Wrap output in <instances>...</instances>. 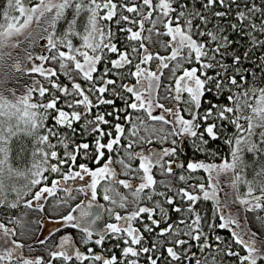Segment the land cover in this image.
<instances>
[{
    "label": "snow or ice",
    "instance_id": "obj_1",
    "mask_svg": "<svg viewBox=\"0 0 264 264\" xmlns=\"http://www.w3.org/2000/svg\"><path fill=\"white\" fill-rule=\"evenodd\" d=\"M41 22L43 34L29 31ZM25 41L40 51L24 50L22 64ZM5 49L17 50L11 64ZM10 70L20 75L0 79V207L44 213L52 198L49 239L72 228L84 244L123 246L119 257L83 252L69 233L46 257L25 255L0 220V264H264V236L248 222L264 229V0H4L0 76ZM24 77L22 94L3 88ZM14 139L24 170L10 163ZM188 141L204 159L181 160ZM22 175L23 189L6 186ZM105 213L115 222L98 229Z\"/></svg>",
    "mask_w": 264,
    "mask_h": 264
},
{
    "label": "rangeland",
    "instance_id": "obj_2",
    "mask_svg": "<svg viewBox=\"0 0 264 264\" xmlns=\"http://www.w3.org/2000/svg\"><path fill=\"white\" fill-rule=\"evenodd\" d=\"M43 26H44L43 22H41V25L39 27H37V25L33 24L32 28L29 29V31H31L32 29H35V31L37 33L43 34L40 31V29ZM24 35L26 36L27 32H25ZM18 39L23 40L24 37H19ZM153 39L154 40L159 39L161 41H166L167 37L157 38V37L153 36ZM24 50L34 51L37 53L40 51L39 46H37L33 49V48H29L27 41L22 43L20 45V52H21L20 61L22 64L24 63V59H23V51ZM155 50L159 51L162 55L166 54V52L163 48L157 47ZM5 51L6 52L11 51L12 57L9 58L8 56H5L3 59V63L4 64H11L17 56V50L5 49ZM168 74L169 73L167 71H165V76H167ZM19 75L20 74L16 73L14 70H10L9 76L7 78H5L4 76H0V79L15 80V78ZM30 82L31 81L29 78L24 77L23 79L19 80L18 83L14 82V83L4 84L3 88L4 89L16 88L17 95H20L24 91L22 85L29 84ZM4 94L6 96H8L9 99L12 98L11 95L7 91H5ZM154 147L158 148L160 146L154 145ZM10 163H11L12 167L15 168L13 166V163L11 160H10ZM20 170H24V168H21ZM27 182H28V179L23 175L22 176H14L12 178V180H10V181L5 179L6 186L7 185H14L15 187L20 188V189H23L24 185H26ZM6 193H7V199L9 201H12L15 199V194L11 193V191L8 187H6ZM28 198H31V197H27L26 199H28ZM81 199H83V198L81 195H79L77 197V200L72 203V206L74 207L75 204L79 203V201ZM97 200H98V203H100V204H107V202L103 201L102 195H98ZM52 203H53V199L50 198L48 201V205L45 207L44 213H40L38 211H33V210H29V209H24L22 206L19 209H9L8 207H0V220H3V222H5L8 227L15 229L17 235L14 238L17 239L19 242L25 244V248H24L25 255H30V256L44 255L46 257V255H47L46 248L48 246L55 245L56 243H58L60 236L65 235V234H69V233L73 235L76 246L79 247L81 251L86 252L88 248H92V246L90 247V245L85 246V244L83 243V239H82V233H80L78 230H75L72 228H62L61 231L52 235L50 239L48 238L49 230H51L53 227H59L58 224L57 225L53 224V221L58 220L59 217L53 216L52 212L49 211V207ZM117 210L120 211L119 209H117ZM53 211H56V212H59L62 214H67V212L70 211V209L61 207L58 209H54ZM78 214H79L78 212L74 213V215H78ZM12 217H19L22 220L23 227H20L19 225L14 224V223H8L9 219ZM44 217H47V219H44ZM104 220H105V224L110 223V222H115L114 219L110 218L106 213L104 214ZM248 222H249L250 227L254 231H257L258 234H260L261 236H264V229H261L258 226V223L255 220L254 214H252V213L248 214ZM21 233H23V234H21ZM40 239H46L47 244L46 245H40L38 243V240H40ZM2 244H3V239H0V245H2ZM5 246H7V245H5ZM30 247H31V251L29 250Z\"/></svg>",
    "mask_w": 264,
    "mask_h": 264
},
{
    "label": "trees",
    "instance_id": "obj_3",
    "mask_svg": "<svg viewBox=\"0 0 264 264\" xmlns=\"http://www.w3.org/2000/svg\"><path fill=\"white\" fill-rule=\"evenodd\" d=\"M3 4H4V0H0V6H2ZM146 27H148V25H146ZM76 42L78 43L79 41H76ZM243 50H244L243 48L240 49L241 52ZM253 59H255V56L253 57ZM244 66L246 68H249V69H251L253 67V65L251 63H249L248 61H245ZM259 71L260 70L257 69L258 73H259ZM61 79L63 80L64 78L61 76ZM229 131L231 132V129H229ZM21 139H24L25 144H27L29 147H31V141L30 140H28L26 138H23V137H21ZM76 139L79 142L81 138L77 137ZM18 147H19L18 142L14 139L13 142H12L13 152H12V156H11V161L13 163V166L16 169H18V168L21 169V168H25V164L28 163V158H27V156H25V158L23 160L17 159V149H18ZM143 147L147 148L149 146L148 145H143ZM208 147L211 148V149L218 150L221 156H226L227 153H228V147L226 145H224L222 143V141L210 142ZM189 159H204L203 154L195 152L193 150V148L191 147V142L190 141L186 142L182 146V153H181V160L186 162ZM246 159L248 160V162H251L252 161V156L250 154H248L246 156ZM77 162L81 163V162H85V161L81 157V158L78 159ZM216 162L219 163V159H217ZM89 167H95V165L89 163ZM197 175H204V173L200 172ZM53 178H55V177L53 176ZM161 178L162 177L157 176V179H161ZM249 178H251V171L250 170H249ZM49 183H50V181H49ZM81 196H82V198L84 200L89 199V197H85L82 194H81ZM200 206L207 210L208 208L211 207V204L210 203H208V204L202 203ZM137 226H140V225L137 224ZM221 234L224 235V236H228L227 232H221ZM95 238L96 237H94L93 239H95ZM117 244H120L121 247L123 246L122 242H120V241H118V240H116L114 238L109 237V238H107L105 240V242L103 244V247L98 246V245H96L93 242H89L88 244H85V246L90 245V247L92 246V248L94 249L95 252L102 253L105 256H108L111 252H115L117 257H119L120 256V248L116 247ZM235 250L239 251L240 249H235ZM192 251L197 254V257L203 259V256L201 255V253L199 252V250L196 247H193ZM230 262H231V264H234V261H233L232 258H225V264H230ZM56 264H61V262L57 261ZM73 264H76V262H73ZM85 264H89V262H85ZM193 264H194V261H193Z\"/></svg>",
    "mask_w": 264,
    "mask_h": 264
},
{
    "label": "water",
    "instance_id": "obj_4",
    "mask_svg": "<svg viewBox=\"0 0 264 264\" xmlns=\"http://www.w3.org/2000/svg\"><path fill=\"white\" fill-rule=\"evenodd\" d=\"M92 211H95V205H93ZM105 224V220H104V214L102 215L101 219L99 221H97L95 227L99 228H103Z\"/></svg>",
    "mask_w": 264,
    "mask_h": 264
}]
</instances>
